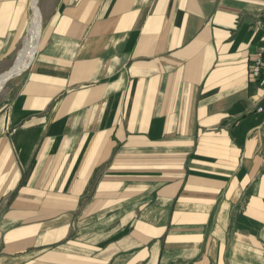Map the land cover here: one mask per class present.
I'll use <instances>...</instances> for the list:
<instances>
[{
  "label": "crops",
  "instance_id": "obj_1",
  "mask_svg": "<svg viewBox=\"0 0 264 264\" xmlns=\"http://www.w3.org/2000/svg\"><path fill=\"white\" fill-rule=\"evenodd\" d=\"M29 3L0 0V75ZM39 10L0 92V264H264V0Z\"/></svg>",
  "mask_w": 264,
  "mask_h": 264
},
{
  "label": "bare ground",
  "instance_id": "obj_2",
  "mask_svg": "<svg viewBox=\"0 0 264 264\" xmlns=\"http://www.w3.org/2000/svg\"><path fill=\"white\" fill-rule=\"evenodd\" d=\"M38 4L39 0H31L30 2L31 19L26 28V31L28 32V40H25L26 43L19 51L13 65L5 73L0 75V89L8 80L20 76L26 71L34 60L42 32V16Z\"/></svg>",
  "mask_w": 264,
  "mask_h": 264
},
{
  "label": "built area",
  "instance_id": "obj_3",
  "mask_svg": "<svg viewBox=\"0 0 264 264\" xmlns=\"http://www.w3.org/2000/svg\"><path fill=\"white\" fill-rule=\"evenodd\" d=\"M257 26L263 27L262 23L257 21ZM264 68V46L258 48L253 56L252 65L250 67L249 78L253 82H258L260 87L264 86V76L262 69Z\"/></svg>",
  "mask_w": 264,
  "mask_h": 264
},
{
  "label": "rangeland",
  "instance_id": "obj_4",
  "mask_svg": "<svg viewBox=\"0 0 264 264\" xmlns=\"http://www.w3.org/2000/svg\"><path fill=\"white\" fill-rule=\"evenodd\" d=\"M40 1V0H39ZM42 1V0H41ZM30 2H31V0H30ZM38 6H39V4H38ZM29 7H30V3H29ZM30 19H31V10H30V13H29V17H28V19H27V22H26V26H25V29H24V31H23V34H22V43H21V45L19 46V48H18V50H17V52H16V55H15V59H16V57H17V55H18V53H19V51L23 48V45L26 43V41L28 40V32L26 31V28L28 27V24L30 23ZM41 28H42V26H41ZM41 31H42V29H41ZM41 35H42V32H41ZM26 36V37H25ZM26 38V39H25ZM26 40V41H25ZM15 61V60H14ZM25 72V71H24ZM23 72V73H24ZM22 73V74H23ZM21 74V75H22ZM20 75V76H21ZM20 76H17V77H14V78H12V79H10V80H8L5 84H4V86L0 89V92L2 91V89H4V87H8V85L10 84V83H12L13 81H15V80H17V79H19L20 78ZM14 89V88H13ZM12 89V90H13ZM13 92V91H12ZM10 94H12V93H10Z\"/></svg>",
  "mask_w": 264,
  "mask_h": 264
}]
</instances>
